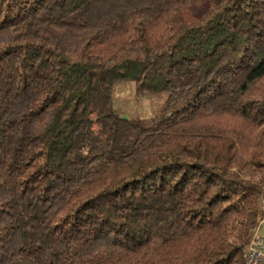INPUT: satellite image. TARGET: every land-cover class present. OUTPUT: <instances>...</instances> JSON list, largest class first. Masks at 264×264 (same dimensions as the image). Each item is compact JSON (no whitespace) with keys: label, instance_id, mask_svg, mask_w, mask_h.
<instances>
[{"label":"trees","instance_id":"1","mask_svg":"<svg viewBox=\"0 0 264 264\" xmlns=\"http://www.w3.org/2000/svg\"><path fill=\"white\" fill-rule=\"evenodd\" d=\"M263 199L264 0H0V264H245Z\"/></svg>","mask_w":264,"mask_h":264},{"label":"rangeland","instance_id":"2","mask_svg":"<svg viewBox=\"0 0 264 264\" xmlns=\"http://www.w3.org/2000/svg\"><path fill=\"white\" fill-rule=\"evenodd\" d=\"M205 15L206 10L193 9L187 13L186 18L193 21ZM165 100L166 96L163 94L138 96L135 85L130 81L120 82L113 93L114 110L123 118L144 119L154 117ZM259 236L264 238V221L259 230Z\"/></svg>","mask_w":264,"mask_h":264},{"label":"built area","instance_id":"3","mask_svg":"<svg viewBox=\"0 0 264 264\" xmlns=\"http://www.w3.org/2000/svg\"><path fill=\"white\" fill-rule=\"evenodd\" d=\"M264 207V199L262 200ZM263 222L255 231L254 236L244 249L245 264H264V238L259 236V230Z\"/></svg>","mask_w":264,"mask_h":264},{"label":"water","instance_id":"4","mask_svg":"<svg viewBox=\"0 0 264 264\" xmlns=\"http://www.w3.org/2000/svg\"><path fill=\"white\" fill-rule=\"evenodd\" d=\"M126 119V118H125Z\"/></svg>","mask_w":264,"mask_h":264}]
</instances>
